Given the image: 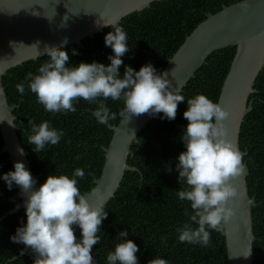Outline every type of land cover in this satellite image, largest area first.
Returning a JSON list of instances; mask_svg holds the SVG:
<instances>
[{
    "label": "trees",
    "instance_id": "1",
    "mask_svg": "<svg viewBox=\"0 0 264 264\" xmlns=\"http://www.w3.org/2000/svg\"><path fill=\"white\" fill-rule=\"evenodd\" d=\"M241 0H156L142 11H135L123 18L117 25L126 32L129 47L122 57L125 66L139 71L141 66L151 63L158 72L167 65L165 58L172 57L186 40V37L207 18L225 5ZM112 28L107 26L93 36L83 38L81 43L64 47L69 54V65L80 62H100L109 64L112 49L105 45V36ZM73 49L77 54L73 55ZM236 46H228L213 52L191 78L181 93L185 101L178 104L174 120L159 117L150 120L135 138L129 157V164L137 170H128L115 196L104 206L108 213L98 232L99 243L93 246L95 264H107V254L124 239L133 240L139 247L136 253L138 264H148L154 258H163L167 264H227L228 249L224 231L210 230L208 246L188 244L178 240L177 228L189 223L192 212L190 203L179 200L177 192L185 187L178 182L175 165L177 157L185 151L181 140L187 126L183 113L187 109V99L204 94L218 103L220 93L236 54ZM48 56L26 61L8 70L3 78L11 104H17L14 113L18 117V134L32 162V169L38 174L36 187L51 175H68L76 168L85 172L83 179L77 178L82 194L95 186V178L101 176L106 147L113 135V125L120 122L119 111L123 101H105L111 112L117 114L110 126L100 124L92 115L98 106L83 99L73 102L75 112L49 113L37 102V97L28 87L26 76L29 72L38 74L39 67ZM23 83L25 92L21 95L16 85ZM256 91L250 96L253 108L242 124L240 142L247 154L243 156L250 172L247 176L249 192L255 196L257 205L253 207L254 264H264V68L255 82ZM48 121L50 127L62 131L57 145H47L39 153L28 144L31 125ZM4 145L0 127V150ZM171 168V171H169ZM14 170L9 153H0V264H33L31 249L15 243L11 236L22 224H26V208L11 213L22 201L19 186L13 184L11 190L3 180V174ZM195 227V225H193ZM79 239L81 231L73 226ZM127 230V237L119 233Z\"/></svg>",
    "mask_w": 264,
    "mask_h": 264
},
{
    "label": "clouds",
    "instance_id": "2",
    "mask_svg": "<svg viewBox=\"0 0 264 264\" xmlns=\"http://www.w3.org/2000/svg\"><path fill=\"white\" fill-rule=\"evenodd\" d=\"M236 6L246 10L248 0H241ZM107 26L112 31L106 34L105 45L113 52L107 65L100 62L69 65L70 57L64 47L46 49L49 59L39 67L38 74L29 72L26 76L37 102L54 114L75 112L73 102L79 99L96 103L98 106L92 115L98 123L106 126L117 117L105 104L109 98L123 101L119 111L123 121L145 113H163L162 118L174 120L178 104L184 102L185 97L171 86L168 73L158 72L148 63L139 71L125 66L121 75L122 57L129 50L128 37L115 23ZM75 54L77 52L73 49ZM16 89L23 95L25 85L19 83ZM186 102L188 107L183 116L188 123L181 136L186 150L177 157L175 170L178 182L185 185L177 196L190 203L192 212L190 222L177 228L178 240L208 246L210 230L224 231V225L235 215L232 202L238 193L232 180L243 173L244 164L239 149L228 138L227 109L204 94H197ZM29 124L28 144L36 153L47 145H57L64 135L50 127L48 121L40 124L29 121ZM84 176V170L76 168L71 177L50 174L36 187L37 181L23 161H16L14 170L3 174L10 190L15 184L27 197V222L16 229L11 240L31 249L33 264H95L92 249L99 243L98 232L108 213L102 201L92 203L88 194L81 193L77 178L83 179ZM73 226H78L81 231L79 239ZM119 236L127 237L128 231L120 232ZM138 251L133 240H121L114 251L108 252L107 264H138ZM249 255L250 251L244 256ZM148 264H167V261L154 258Z\"/></svg>",
    "mask_w": 264,
    "mask_h": 264
},
{
    "label": "water",
    "instance_id": "3",
    "mask_svg": "<svg viewBox=\"0 0 264 264\" xmlns=\"http://www.w3.org/2000/svg\"><path fill=\"white\" fill-rule=\"evenodd\" d=\"M153 1L156 0H0V127L4 138L0 153L8 152L13 164L23 161L33 178L38 177L18 134L20 127L14 113L17 104L9 102L3 82L8 70L47 55L49 47L81 43L83 38L93 36L107 25H118L125 16L144 10ZM240 2L209 13L177 52L165 58L167 65L163 72L168 73L171 86L182 93L213 52L237 47L218 103L229 112L225 121L228 138L242 154L244 171L232 180L238 193L232 202L235 215L224 225V232L227 264H254L253 207L257 202L249 192L250 169L243 159L247 151L241 147L240 134L245 117L253 108L250 96L256 91V79L264 68V0H248L246 10L236 6ZM157 117L159 114L145 113L128 121L121 119L112 126L114 135L105 148L102 174L86 192L90 202L102 201L104 207L115 196L126 172L138 169L129 164V157L135 152L134 140ZM19 190L22 201L11 213L25 207L27 197L20 187ZM249 251L250 255L245 258Z\"/></svg>",
    "mask_w": 264,
    "mask_h": 264
}]
</instances>
